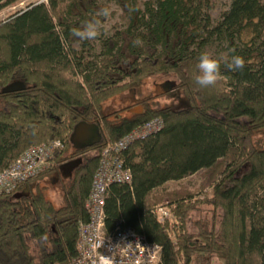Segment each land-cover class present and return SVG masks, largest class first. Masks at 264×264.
Segmentation results:
<instances>
[{
  "label": "trees",
  "instance_id": "16d2710c",
  "mask_svg": "<svg viewBox=\"0 0 264 264\" xmlns=\"http://www.w3.org/2000/svg\"><path fill=\"white\" fill-rule=\"evenodd\" d=\"M18 1L0 0V10ZM116 2L118 23L97 45L71 30L93 18L98 0L29 4L0 22V171L28 147L63 142L37 177L0 193V264L70 262L98 152L154 118L161 129L123 152L130 183L105 193V230L143 234L161 246L160 264H264V0H230L215 21L209 0ZM211 45L219 47L223 79L202 88L198 58ZM233 55L244 58L243 69H227ZM149 79L172 82L179 104L144 96ZM129 91L140 112L104 105ZM79 122L97 125L96 144L71 145ZM78 158L55 206L39 183ZM200 170L207 172L200 195H152ZM164 197L170 217L160 222L152 211ZM199 210L207 217L189 231Z\"/></svg>",
  "mask_w": 264,
  "mask_h": 264
},
{
  "label": "built area",
  "instance_id": "2783aa9c",
  "mask_svg": "<svg viewBox=\"0 0 264 264\" xmlns=\"http://www.w3.org/2000/svg\"><path fill=\"white\" fill-rule=\"evenodd\" d=\"M161 127L160 119H151L117 141L106 144L98 152L97 168L85 202L87 220L78 226L77 254L67 264H104L100 253L110 255L111 245L125 240L133 244L138 241L145 248H133L128 253H119L120 256L127 255L132 264H160L161 246L147 241L143 234L128 228L110 233L105 230L103 205L105 193L111 184L130 183V172L124 164V150L130 143L145 139ZM62 148L63 142L60 140L28 147L0 171V193H11L18 185L37 177L49 166L48 162L54 153ZM152 213L160 222L170 217L164 206L154 208ZM105 237L111 243L101 248L98 241H103Z\"/></svg>",
  "mask_w": 264,
  "mask_h": 264
},
{
  "label": "rangeland",
  "instance_id": "374dc122",
  "mask_svg": "<svg viewBox=\"0 0 264 264\" xmlns=\"http://www.w3.org/2000/svg\"><path fill=\"white\" fill-rule=\"evenodd\" d=\"M47 0H19L17 3H15L12 6H8L2 10H0V22L4 21L6 18H8L13 13L24 10L27 5L29 4H36V3H46ZM146 0H135V2L141 3ZM100 4L103 6L105 5H111L113 8L112 15L108 17L107 19H104L102 23L104 24V32L103 37L111 34L114 31L115 26L118 23L120 8L119 4L116 2V0H98ZM209 4H212V8L209 10L210 17L212 21H215L218 19L219 15L222 13V11L226 10L230 0H209ZM96 40V39H95ZM95 40H89L93 45H97L98 43L95 42ZM219 50V47L211 45L206 51L210 52L215 56L217 51ZM219 52V51H218ZM83 55H87V53H84ZM154 79L147 80L144 89H143V95L144 96H150L151 94H155V92L158 94L157 97V104L159 106H162L167 103H171V105H178L179 103H176L178 92L173 88V84L170 81L160 80L155 82ZM155 82V83H154ZM154 84L158 86V88L155 90ZM161 93V94H160ZM137 101V98L133 95L131 91L124 92L121 95H118L114 97L113 99H110L108 101H105L106 108L111 111L115 110L117 108H122L127 105L133 104V107L130 109L131 112H140V108L137 105H134V103ZM259 139L262 141V144H264V132L259 135ZM207 172L205 170H200L190 176H187L183 179L176 180V181H167L162 186L156 188L152 191L153 196H162L165 195L168 192H178L179 194L182 193H191L192 195H200L201 191L206 190L201 189V184L206 179ZM65 183V177L61 174L51 176L49 178L42 179L40 181L41 186L47 187V197L49 200L53 202L55 206H58L61 204V195H60V189L62 185ZM197 193V194H196ZM170 202V200L167 197H164L163 201L155 205L156 207L162 206L164 204H167ZM155 207V208H156ZM207 217V214L205 211H196L194 212L190 219L188 228L189 231H195L196 230V222L201 221ZM35 247H32V252L35 253Z\"/></svg>",
  "mask_w": 264,
  "mask_h": 264
},
{
  "label": "clouds",
  "instance_id": "9594fccd",
  "mask_svg": "<svg viewBox=\"0 0 264 264\" xmlns=\"http://www.w3.org/2000/svg\"><path fill=\"white\" fill-rule=\"evenodd\" d=\"M113 8L111 5L101 6L93 16V18L85 20L79 27L73 28L71 30V35L80 41H89L97 39L104 29L103 19H107L112 15ZM134 44L140 45L142 42L137 39ZM226 67L230 71H236L238 69H243L245 66V60L243 57L238 55H233L230 60H226ZM197 68L199 69V74L195 77L196 83L202 87L207 88L215 85L219 80L223 79L221 75V60L214 58L213 54L210 52H202L198 58ZM178 103V101H176ZM43 241L48 240V236L42 237ZM100 247H104L106 243H111L108 237H105L103 241H98ZM143 247L137 241L135 244L128 241H122L120 243L111 245L110 255H103L104 264H132L131 258L127 255L120 256L119 253H128L133 250V248ZM145 248V247H143ZM219 264H224L220 261Z\"/></svg>",
  "mask_w": 264,
  "mask_h": 264
},
{
  "label": "water",
  "instance_id": "95a60500",
  "mask_svg": "<svg viewBox=\"0 0 264 264\" xmlns=\"http://www.w3.org/2000/svg\"><path fill=\"white\" fill-rule=\"evenodd\" d=\"M140 110V109H139ZM135 112V111H132ZM100 140L98 127L94 123L79 122L73 126L69 141L75 148H84L96 144ZM81 162L75 159L62 164L59 169L64 177L70 176L71 171Z\"/></svg>",
  "mask_w": 264,
  "mask_h": 264
},
{
  "label": "bare ground",
  "instance_id": "6f19581e",
  "mask_svg": "<svg viewBox=\"0 0 264 264\" xmlns=\"http://www.w3.org/2000/svg\"><path fill=\"white\" fill-rule=\"evenodd\" d=\"M89 193V192H88ZM87 197H88V194H87ZM87 197H86V199H85V202H86V200H87ZM85 202H84V209H85ZM86 211V210H85ZM81 223H84V222H81Z\"/></svg>",
  "mask_w": 264,
  "mask_h": 264
}]
</instances>
